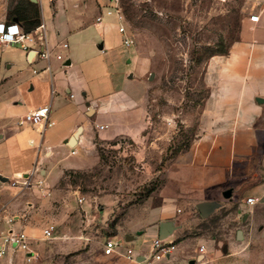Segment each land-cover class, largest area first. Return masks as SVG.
Segmentation results:
<instances>
[{"label": "crops", "instance_id": "obj_1", "mask_svg": "<svg viewBox=\"0 0 264 264\" xmlns=\"http://www.w3.org/2000/svg\"><path fill=\"white\" fill-rule=\"evenodd\" d=\"M42 2L0 0V23L25 29L19 16L37 7L52 48L46 60L18 44L0 47V205L7 216L19 217L14 227L32 237L33 253L28 260L24 251L9 248L0 264H62L73 243L88 245L100 218L109 219L108 210L115 211L121 191L133 186L125 180L157 177L158 189L115 224L109 238L121 245L105 254L108 238L103 234L101 252L84 250L70 264H140L156 237L177 244V253L157 264H214L206 248L201 253L189 244L181 246L188 241L178 240L189 225L186 210L217 217V225L231 219L223 247L227 264H264V1H253L228 51L207 60L208 95L195 138L170 158L166 142L149 139L151 113L143 103L149 62L134 44H124L126 22L107 16L97 23L104 9L85 20L82 8L89 7V0H45L52 14L46 17ZM254 13L260 15L257 22L250 18ZM42 106L50 107L53 125L23 122L26 113ZM107 146L115 152L114 162H137L143 173L119 164L105 171ZM31 173L45 180L49 195L36 186L10 185L15 177ZM77 176L96 179L89 198L69 188ZM109 178L115 180L111 192L104 186ZM249 197L256 202L247 203ZM204 202L216 204L207 217L198 208ZM78 218L80 234L72 228ZM50 224L56 227L54 236L43 239L42 230ZM0 227L8 228L5 220ZM138 238L142 243L136 250L132 243Z\"/></svg>", "mask_w": 264, "mask_h": 264}, {"label": "rangeland", "instance_id": "obj_2", "mask_svg": "<svg viewBox=\"0 0 264 264\" xmlns=\"http://www.w3.org/2000/svg\"><path fill=\"white\" fill-rule=\"evenodd\" d=\"M253 1L255 0H121L126 14V28L134 39V46L149 62L143 99L151 113V125L147 130L150 133L149 139L160 138L166 142L168 158L186 148L195 138L199 115L208 95L205 82L206 62L214 54L227 52L237 40L242 18L251 13ZM110 3V0H98L97 3L89 0V7L82 8L83 18L92 21ZM42 7L46 17L52 15L45 0ZM58 16L60 17L59 14ZM105 149V171L110 172L119 164L125 169L131 165L130 169L143 173L137 162H114V150L110 146ZM154 149L159 151L156 147ZM159 168L158 165L157 169ZM105 181H108L104 184L106 190H115L111 183L115 180L109 178ZM125 181L133 186H127L125 191H121V199H118L115 211L108 210V220L100 218L101 223L90 232L88 245L73 243L72 251L62 261L64 264H70L71 258L84 250L101 252L100 236L104 234L105 239L114 235L115 224L127 216L130 208L142 203L159 186V177L152 181L144 178ZM96 184V179L86 180L77 176L71 178L72 187L69 188L79 190L81 197L89 198L88 192L94 191ZM103 212L102 209V214ZM225 213L227 212L220 214ZM186 215L189 225L178 240L188 241L181 246L189 244L192 248H200L204 245L214 264H227L223 247L228 242L225 231L232 226L231 219H226L229 221L225 223L219 221L217 225V217L202 218L197 210H186L183 217ZM81 222L79 219L72 226L76 234H80ZM236 231L237 228H234L235 234ZM199 238H202V242ZM141 243L140 238L134 241V249L138 250ZM176 253L177 250L173 254Z\"/></svg>", "mask_w": 264, "mask_h": 264}, {"label": "built area", "instance_id": "obj_3", "mask_svg": "<svg viewBox=\"0 0 264 264\" xmlns=\"http://www.w3.org/2000/svg\"><path fill=\"white\" fill-rule=\"evenodd\" d=\"M111 3L106 6L105 12L97 16L96 22L101 24L104 22L105 17L115 16L119 22L123 25L126 22V15L121 3V0H110ZM264 1V0H256ZM252 21H259V13H254L250 16ZM124 32V44L127 47H131L134 44V39L129 35L126 27H123ZM20 45L27 53L35 52L40 58L50 60L52 57V48L50 47L47 28L44 23H41L37 28L32 31H27L24 26L19 23H0V47L6 45ZM63 46L68 47V43H64ZM58 59H63L61 54H57ZM50 107L42 106L35 110H31L24 115L23 122L32 124L34 126L47 124L53 125L55 122L49 120ZM103 128V126L101 127ZM76 152V151H73ZM12 187H20L21 189L30 188L33 186L38 187L44 196L49 195V190L46 187L44 179L36 180L34 173L17 176L10 181ZM83 201V198H79V202ZM255 197L247 198V203H255ZM18 216H7L5 214V206L0 205V220L3 219L8 224L7 229L0 227V258L7 252L9 248L14 250H22L26 253L28 260L33 257L31 245L32 237L26 232L25 229H16L14 227L15 221ZM56 227L54 224H50L43 228L42 238L50 239L54 236ZM121 245L120 241L114 238H108L105 243L104 253L111 254L117 247ZM205 246L202 245L199 248L201 253L205 252ZM177 250V244L175 241H170L166 238L156 237L152 241L151 250L148 254L144 255L140 264H157L163 259L170 258L172 254ZM127 256L133 259V250L128 248ZM137 259V256H136Z\"/></svg>", "mask_w": 264, "mask_h": 264}, {"label": "trees", "instance_id": "obj_4", "mask_svg": "<svg viewBox=\"0 0 264 264\" xmlns=\"http://www.w3.org/2000/svg\"><path fill=\"white\" fill-rule=\"evenodd\" d=\"M19 19L25 21L27 31H31V30L37 28L42 23L41 18H40V12H39L38 8L35 6L32 7V10L30 11L29 14H27V16L24 15V16H21V18L19 16ZM189 145H187L186 148H188ZM186 148H184V149H186Z\"/></svg>", "mask_w": 264, "mask_h": 264}, {"label": "water", "instance_id": "obj_5", "mask_svg": "<svg viewBox=\"0 0 264 264\" xmlns=\"http://www.w3.org/2000/svg\"><path fill=\"white\" fill-rule=\"evenodd\" d=\"M152 78H153V74H152ZM216 204L213 203V202H204V203H201L199 204V210L201 212V214L204 216V217H207L211 212L212 210L215 208ZM195 261H191L190 264H194Z\"/></svg>", "mask_w": 264, "mask_h": 264}]
</instances>
